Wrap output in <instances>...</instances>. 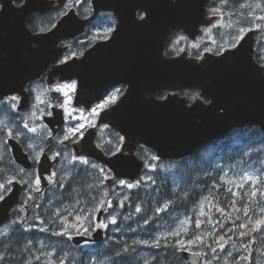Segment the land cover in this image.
I'll return each mask as SVG.
<instances>
[{
    "label": "water",
    "instance_id": "1",
    "mask_svg": "<svg viewBox=\"0 0 264 264\" xmlns=\"http://www.w3.org/2000/svg\"><path fill=\"white\" fill-rule=\"evenodd\" d=\"M0 0V99L19 94L18 109L29 105L27 85L47 72L49 89L56 81L76 78L74 105L89 108L101 100L104 90L123 83L126 89L111 106L103 109L95 125L72 143L75 156H87L103 163L113 176L135 180L145 166L137 155L140 145L161 159L189 156L206 143L225 137L234 127L257 125L264 131V65L255 59L254 30L246 32L236 46L220 54L206 53L202 60L185 53L165 56L164 49L176 31L195 38L205 19L209 0H91L93 13L81 17L74 7L62 14L47 31L32 32L27 25L33 12L59 8L68 0ZM112 10L117 26L107 40H99L82 55L54 63L66 49L60 42L82 34L99 10ZM143 16L138 17L137 12ZM35 43V45H33ZM51 65V68L49 66ZM182 87L197 88L205 103H187L179 95ZM168 90L165 97H157ZM44 122L55 134L64 124L63 109L51 107ZM107 124L123 138L120 148L107 154L96 143L97 128ZM15 161L24 168L33 162L14 137L8 138ZM59 156L51 159L45 150L37 164L42 188ZM23 185L12 181L11 189L0 199V226L11 217L21 199ZM106 198L97 215L106 210ZM104 229L98 227L89 237L69 235L79 245L99 242ZM190 264H200L199 252L181 249Z\"/></svg>",
    "mask_w": 264,
    "mask_h": 264
},
{
    "label": "trees",
    "instance_id": "2",
    "mask_svg": "<svg viewBox=\"0 0 264 264\" xmlns=\"http://www.w3.org/2000/svg\"><path fill=\"white\" fill-rule=\"evenodd\" d=\"M60 14L61 11L52 10L33 18L36 24L32 21L30 24L34 28H48ZM257 59L264 63L260 56ZM179 91L183 93L182 89ZM56 99L59 101V97ZM3 108H0V185H3L0 198L15 178L22 180L24 191L21 202L12 210L15 222L11 230L0 236V264H35L38 257L49 254L63 264L70 261L89 264L93 257L103 264H189L178 251L183 248L202 252V264H208L209 258L213 259L211 264H224L217 256L223 258L221 251L230 244L237 248L234 257L238 263L264 264V228L252 230V222L264 216V131L258 126L235 128L225 138L176 160L171 174L156 170L155 184L131 191L130 220L124 221L116 235L111 238L108 235V241L95 243V249L90 251L72 245L66 235L77 232L71 224L87 226L104 196L112 192L111 183L103 177L109 171L100 163L105 172L78 161L69 164L71 142L78 136L75 133L56 147L62 150L56 164L60 175L56 185L40 192L34 184L36 162L32 168L24 169L14 160L7 142L10 136L21 139L22 121L10 114L8 117L7 108L6 111ZM121 141L115 129L99 130L97 142L106 153L115 151ZM46 146L51 151L49 141ZM137 153L146 161L152 156L145 147H139ZM225 167L250 169L255 178L232 188L223 178ZM201 198L205 199L202 212L205 213L199 215L196 207ZM182 216L191 220L187 229L155 239L159 226L172 227Z\"/></svg>",
    "mask_w": 264,
    "mask_h": 264
},
{
    "label": "rangeland",
    "instance_id": "3",
    "mask_svg": "<svg viewBox=\"0 0 264 264\" xmlns=\"http://www.w3.org/2000/svg\"><path fill=\"white\" fill-rule=\"evenodd\" d=\"M81 2L82 0H79V2H77L76 0H70L69 2H67L66 6L69 7L73 3L76 5L77 3H81ZM84 2L85 1H83V3ZM263 3L264 0H257L256 3L253 2L252 4L254 5V10L259 9L257 5H259L260 7L263 5ZM62 13H65V10H62ZM260 17H264V12L259 13L258 18L260 19ZM260 21H261L260 24L259 23L255 24L256 27L262 29L258 36L256 48L260 53V57L264 59V20L260 19ZM250 22L251 25L249 26L234 29L232 24H234L235 21H232L231 18H227V19L223 18L221 14L220 19L215 20L205 30H203V32L200 33V37L197 39L196 43L193 46H196L197 44H201L204 45V49H210V50H214V49L221 50L224 47L232 46L236 44V42L240 39V37L247 30V28L252 27L253 22H257V21L252 19ZM213 27H217L221 30L215 31L212 35L211 33L213 32L212 30ZM241 29H243L244 31H241ZM100 30L102 32H105V29L103 28L100 29L98 25L92 26L87 36L78 39L76 43H72L71 48L68 50L67 54L63 55L60 58V60H65L66 58H70L73 55H81L83 49H85L87 46H90L93 42H95L99 38ZM208 31L210 32L207 33ZM173 42L179 45L178 46L179 51L181 50L184 44H186L187 47H192V45L188 41H186L184 35H176ZM33 89L35 91V97L34 100L29 103V106L25 109V112L23 113V118H24L23 125L27 130V135H26L27 137H25V140L28 143L30 150L33 151L34 155L38 157V155H40L42 151V141L50 133L47 125L42 120V113L49 112V106L52 103L51 101L52 99L50 97V94L48 93L46 83L39 82L33 86ZM53 89L58 91V94H61L62 104H60V106L63 107L65 111L66 123L65 126L63 127L64 130L62 131V133L59 134L58 138L60 141H65L66 139H68L69 136L74 135L75 133L78 132L74 130L79 129L80 132L83 129V127L85 128L88 125H90L93 122L92 115H96L102 108V105L108 103L113 98V94H112L106 100L96 104L95 107H93L90 111L86 112L82 108L75 107L73 104V96L76 89L75 80L58 83L53 86ZM3 101L12 105L13 108H16L19 99L17 95H12L5 98L4 100H0V108L1 107L3 108V104H4L2 103ZM32 129H35V131H32ZM209 150L206 152H209ZM74 158L73 156H70L69 164L78 161L83 164L90 165L94 168H99V170L102 172L106 171L103 167H100L97 162H94L89 158L86 157H74ZM149 158L151 159H148V161H146V168L144 172L140 175L141 176L140 179L137 178L135 181H131L127 179H119L112 181L111 183L112 192L104 196V199L108 198V204L105 212L102 213L100 220H97V212L100 207L99 206L94 215V218L90 220L87 226L82 227L77 232L69 233V234H74V235L85 234L88 236H92L93 232L98 227H102L104 229V237L101 239L100 242H97V243H101L103 241H108L109 236L111 238L113 235H116V233L121 231L122 229L121 225H123L124 221L130 220L129 215L131 210V201H130L131 191L138 189L139 187H151L152 184L156 183L155 180V174L157 173L156 170H161L171 174L176 166L175 161L161 160L155 157L154 155L152 156L150 155ZM85 161H87V163H85ZM52 174H53L52 177L49 178L48 186L56 185L58 176H60L57 167L54 168ZM225 175L223 176V178H225V181L232 188H237L238 186L244 184L246 181L255 178L254 173L247 168H242V169L240 168L239 170H236L233 169V167H225ZM103 177L111 178V173L110 174L104 173ZM249 177H251V179H248ZM122 181L123 183H121ZM34 184L37 188L38 187L40 188V179L38 176L35 177ZM128 185H132V187H129ZM201 199L202 200H200L199 205L197 206L198 208L196 207L197 210L199 209L198 210L199 212L201 211L203 212L205 207V202H204L205 199L203 198ZM103 200L101 201V204ZM181 218L183 220L179 219L172 227L171 226L168 227V229L166 228L167 227L166 224L159 226L157 229L158 231H156L157 233L155 239H159L162 236L168 234H179L181 230L187 229L188 226L190 225L191 220H189L188 216H182ZM169 220L171 221V217L169 218ZM113 221H115V223H113ZM14 222L15 219L11 218L9 221L3 224L0 227V236L4 233L9 232ZM103 225H106V227H103ZM69 234L66 235V238H68ZM69 241L71 242L72 245H75L71 240ZM94 244L95 243L93 241H84L77 246H81L83 250L93 251L95 249ZM232 248L234 249L232 250ZM235 249L237 250V248L234 245L230 244V246H227L224 250H222L223 252L221 251V253L224 254V257L221 258L217 256V258H219L224 264H242V263H238L234 257V253L236 252ZM36 255H38V253H36ZM35 258L36 257H34L33 260H35ZM38 259L42 260L43 264H63V263H58L56 259L53 258L51 255H49V257L45 259L42 257H38ZM211 260L213 259L209 258L208 264ZM73 263L74 261H70L67 264H73ZM89 264H103V262L97 259L96 257H93L89 261ZM244 264H249V262L245 261Z\"/></svg>",
    "mask_w": 264,
    "mask_h": 264
},
{
    "label": "flooded vegetation",
    "instance_id": "4",
    "mask_svg": "<svg viewBox=\"0 0 264 264\" xmlns=\"http://www.w3.org/2000/svg\"><path fill=\"white\" fill-rule=\"evenodd\" d=\"M83 1H85V2L83 3ZM14 2H15V4H21L23 2V0H15ZM253 2L256 3L257 0H209V2L206 5V10H205V19L207 21L205 22V24L200 26V28H199L200 31L198 33V36L195 39H192L184 32H176L165 45V49H164L165 56H168V57L169 56H175V55H178L181 52H186L187 53V57H193L194 59L201 60L206 52H211L212 54H218V53L222 52L225 48L232 47V46H227V47H224L221 50H216V49L210 50V49H204V45H201V44H197L196 46H193L196 43L197 39L200 37V33L203 32V30H205L215 20L220 19L221 14H222L223 18H226V19L227 18H231L232 21H235V23L232 24L234 29L242 28V27L251 25L250 21L252 19L257 21V22H253L252 27L247 28V30L244 32V33H246V32H248L250 30H254V34H255V37H256V43H257L258 36H259V34H260L262 29H260L259 27H256L255 24L256 23L260 24V22H261L260 19L258 18V15H259L260 12H264V11H261V10H264V3H263L262 6L258 7L259 9L254 10V5L252 4ZM66 5L67 4H65V5H63V6L59 7V8H53V9H51L49 11L59 10L62 13V10H65V12H66L70 7H72V6L67 7ZM74 7L76 8L77 13L81 17H88V16H90L93 13L91 0H82L81 3H77ZM0 8H1V2H0ZM81 10H82V12H81ZM49 11H46V12H49ZM46 12H42V13L33 12V13L30 14V16L28 17V20H27V25L30 27L32 32L47 31L48 29H50L57 22L58 18L63 14V13L60 14V16L56 19V21L48 28H34V27H32L30 22L32 21L33 24H36L34 19L36 17L41 16V15H45ZM137 16L138 17H142L143 16V12L142 11H138L137 12ZM38 22H39V20H38ZM94 25H98L100 29L101 28L105 29V32H102L100 30V36L101 37L99 36V38L96 41L107 40L111 36L112 32L114 31V29L117 26V17H116V15L114 14V12L112 10H108V9L99 10L96 13V15L93 17V19H91L89 21V23L87 24L86 29H85L83 34H81V35H79L77 37H74V38L64 39V40H62L60 42V45H65L66 49L63 52V54L60 55L59 59L56 60L54 63H62V62H64V60H60V58L63 55L67 54L68 50L71 48L72 43H76V41H78V39L86 37L87 34L89 33V31L91 30L92 26H94ZM212 30H213V32L211 34L213 35V33L215 31H217V30L219 31L221 29H219L217 27H213ZM209 32L210 31H208L207 33H209ZM178 33L181 34V35H184L185 38H186V41H188L192 45V47H187L186 44H184L182 46L181 50L179 51V47H178L179 45L177 43L173 42L174 38L176 37V35H178ZM95 42H93L91 45H93ZM33 45H35V43H33ZM90 46H87L85 49H87ZM85 49H83L82 54L85 51ZM78 53H80V52H78ZM257 55L260 56V53L258 52V50L256 48V59L258 57ZM73 56H76V55H73ZM67 59L68 58H66L65 60H67ZM257 61L259 63H262L258 59H257ZM50 68H51V65L49 66L48 69H50ZM47 72H48V70L43 72V74L39 78L31 80L28 83L27 90H28L29 96H30L29 102H32L34 100V97H35V91L33 89L34 85H36L39 82H44L47 85ZM71 80H75L76 84H77V80L76 79H71ZM58 83H61V82H59L57 80L56 84H58ZM125 88H126V85L123 84V83L114 84V85L110 86L109 88H107L106 90H104L101 100L95 102L89 109H85L84 107L82 109L85 110L86 112H88L93 107H95L96 104L103 102L104 100H106L108 97H110L113 94V98L108 103L102 105V108L100 109V111H101L102 109H105V108L111 106L114 102H116L120 98V96L123 94ZM180 89H182L183 93L179 91ZM177 92L179 93L180 96L187 98V103L188 104L192 103L196 99H202L205 103L209 102V99L208 98H203L201 96V94H200L199 89H196V88H189V87H185L184 88V87H182V88H179ZM167 93H168V91L160 92L157 95V97L163 98V97L166 96ZM13 95H17L18 99L20 100L19 94H13ZM57 95L58 94L56 93V95H53V97L51 96L52 103L49 106L48 114L50 113V110H51L52 106L60 105L59 101H57V99L55 97ZM10 96H12V95H10ZM2 103H4L5 109L7 108L6 110L8 111V117H9V114H10L13 117H16L17 121H19L20 119H21L22 122L24 121L23 113L25 112V110H19L18 109L19 102L16 105V108H13L12 105L6 103L5 101H3ZM5 109L3 108V110H5ZM92 117L94 119V115H92ZM61 131H62V129H60L54 135L49 133L46 136V138L42 141V152L44 150H46L50 154L52 159L56 155H58V156L60 155L61 156V153H62L61 149H57L56 148L58 143L63 142V141H60L59 138H58V135L61 133ZM21 133H22V136H21L20 143L22 144L24 149L29 153V155H30L31 159L33 160V162H36L35 163L36 164V166H35V171L36 172L35 173L38 174V172H37V162L40 159V156H41L42 152L40 153V155H38V157L35 156L33 151L30 150V148L28 146V143L25 140V137H27L26 136L27 132L24 131V130H21L20 135H21ZM48 141H49V146L51 147V151H49L47 146H46V143H48ZM54 148H56L57 150H54ZM55 167H56V164L54 163L52 165V169L54 170ZM52 175H51V177H52Z\"/></svg>",
    "mask_w": 264,
    "mask_h": 264
},
{
    "label": "snow or ice",
    "instance_id": "5",
    "mask_svg": "<svg viewBox=\"0 0 264 264\" xmlns=\"http://www.w3.org/2000/svg\"><path fill=\"white\" fill-rule=\"evenodd\" d=\"M77 2H79V0H77ZM258 7H259V5H257ZM260 19H262V20H264V17H260ZM241 31H244L243 29H241ZM13 99H15V98H13ZM32 131H35V129H32ZM74 131H79V129H76V130H74ZM9 135H11V133H9ZM85 163H87V161H85ZM248 179H251V177H249ZM37 182H39V181H37ZM121 183H123V181L121 182ZM129 187H132V185H128ZM0 187H3V185H0ZM252 195L253 196H255L256 195V192L255 191H253V193H252ZM80 219V217H77V220H79ZM85 219H86V217H85ZM113 223H115V221H113ZM253 223V231H259V230H261V228H264V216H262V217H260L259 219H257V220H255L254 222H252ZM71 228H74V229H76L77 231H79L80 230V228H82L83 227V225L82 224H80V225H78V224H71V225H69ZM103 227H106V225H103ZM242 227H247V225H242ZM86 231V230H85ZM199 239V238H198ZM181 243V245H183V241H181L180 242Z\"/></svg>",
    "mask_w": 264,
    "mask_h": 264
},
{
    "label": "bare ground",
    "instance_id": "6",
    "mask_svg": "<svg viewBox=\"0 0 264 264\" xmlns=\"http://www.w3.org/2000/svg\"><path fill=\"white\" fill-rule=\"evenodd\" d=\"M241 167H242V166H241ZM238 168H239V167H238ZM65 169H66V168H65ZM241 169H242V168H241ZM67 170H68V169H67ZM23 174H24V173H23ZM24 175H25V174H24ZM25 178H26V177H25ZM65 178H66V177H65ZM67 178H68V177H67ZM19 179H20V178H19ZM21 181H22V180H21ZM62 181H63V180H62ZM197 208H198V207H197ZM200 208H201V207H200ZM202 208H203V207H202ZM200 210H202V209H200ZM204 213H205V212H204ZM204 213H202V211H201L199 215H202V214H204ZM188 215H189V214H188ZM184 218H185V217H184ZM176 219H177V218H176ZM181 219H182V218H181ZM182 220H183V219H182ZM185 220H186V219H185ZM176 221H177V220H176ZM167 226H168V225H167ZM167 228H168V227H167ZM160 239H162V237H161ZM141 240H142V239H141ZM157 241H159V240H157ZM155 243H156V241H155ZM142 244H143V243H142ZM141 246H143V245H141ZM149 246H150V245H149ZM143 247H144V246H143ZM54 249H55V248H54ZM70 249H71V248H70ZM179 249H180V248H179ZM233 249H234V248H233ZM233 249H232V250H233ZM56 250H57V249H56ZM56 250H55V251H56ZM52 251H53V250H52ZM63 251H64V250H63ZM63 251H62V252H63ZM72 251H74V250H72ZM72 251H71V252H72ZM178 251H179V250H178ZM67 252L70 253V251H68V250H67ZM212 252H213V251H212ZM212 252H211V253H212ZM66 254H67V253H66ZM49 255H50V254H49ZM49 255H47V256H45V257H42V258L45 259V258L49 257ZM52 255H53V254H51V256H52ZM69 255H70V254H69ZM61 256H62V255H61ZM67 256H68V255H67ZM40 257H41V256H40ZM65 257H66V256H65ZM63 258H64V256H63ZM66 258H67V257H66ZM66 258H64V259H66ZM211 261H213V260H211ZM34 263H35V264H43V261H42V260H39V259L37 258V259L35 260ZM74 263H75V262H74ZM74 263H73V264H74ZM211 263H212V262H211ZM211 263L209 262V264H211ZM76 264H77V263H76Z\"/></svg>",
    "mask_w": 264,
    "mask_h": 264
}]
</instances>
